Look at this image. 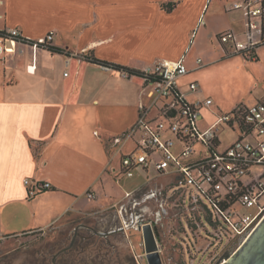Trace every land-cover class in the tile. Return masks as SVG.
I'll use <instances>...</instances> for the list:
<instances>
[{
	"label": "crops",
	"instance_id": "1",
	"mask_svg": "<svg viewBox=\"0 0 264 264\" xmlns=\"http://www.w3.org/2000/svg\"><path fill=\"white\" fill-rule=\"evenodd\" d=\"M239 1L0 0V31L19 28L30 40L52 32L50 46L65 50L24 43L0 61V238L50 227L95 199L103 204L115 194L121 203L135 189L116 192L122 185L115 177L136 147L140 104L152 99L144 78L88 57L142 71L157 60L183 58L188 70H202L236 55L219 35L234 30L244 37L246 17L233 8ZM252 60H260L257 50ZM191 71L179 91L193 103L212 99L197 76L188 78ZM235 105L212 99L201 117ZM26 179L52 187L29 198Z\"/></svg>",
	"mask_w": 264,
	"mask_h": 264
},
{
	"label": "built area",
	"instance_id": "2",
	"mask_svg": "<svg viewBox=\"0 0 264 264\" xmlns=\"http://www.w3.org/2000/svg\"><path fill=\"white\" fill-rule=\"evenodd\" d=\"M233 8L242 9L246 17L244 37L226 30L219 40L231 46V53L255 59L257 47L264 45V0H241ZM53 40L52 32L30 40L19 28L1 31L0 61L15 53L19 44L49 48ZM198 63L202 65V60ZM143 72L145 96L152 100L140 104L133 129L138 133L136 147L122 157L118 175L120 179L132 178L142 175L140 168L149 172L155 167L156 177H148L147 184L128 192L124 200L133 201L126 205L123 200L120 212L131 205L144 203L146 207L160 196L159 208L177 210L178 219L187 223L195 238L227 244L240 237L242 245L264 217V98L251 105H236L202 129L201 108L211 105L212 99L193 103L179 91L180 78L189 73L183 58L157 60ZM190 86L192 90L200 88L198 82ZM221 128L238 134L224 150H220ZM198 144L204 150L197 152ZM25 183L30 185L29 198L52 187L48 181L32 184L26 179ZM151 183L157 185L149 188ZM142 192L144 195L138 197ZM87 196L93 199L96 194L88 192ZM203 214L212 229L206 227ZM157 216L163 217L160 213ZM203 227L204 237L199 233Z\"/></svg>",
	"mask_w": 264,
	"mask_h": 264
},
{
	"label": "rangeland",
	"instance_id": "3",
	"mask_svg": "<svg viewBox=\"0 0 264 264\" xmlns=\"http://www.w3.org/2000/svg\"><path fill=\"white\" fill-rule=\"evenodd\" d=\"M257 51L259 52V61L248 59L242 53L236 54L223 58L215 65L210 64L202 70L197 71L192 67V71L189 70L191 72L188 78L197 76L204 90V95L209 94L212 96L216 104L221 102L226 106L234 102L237 105L242 102L250 103L252 100L264 95V45L257 47ZM191 55V57L196 55L195 49L192 50ZM189 66L193 65L189 63ZM204 98L206 97L204 96ZM211 111L215 115L229 112V110L220 112L218 109L213 110L212 108ZM213 113L211 114L210 111L205 112V117L203 119L200 117L202 129L214 123ZM208 121L212 123H209L206 127ZM218 133L221 138L220 150H224L228 143L238 136L230 128H221ZM196 150L200 152L204 150V147L198 144ZM139 172L142 175H136L133 178L120 179L119 175L117 178L115 177V182L117 180L122 185L121 187L117 186L115 191L123 192V188H140L147 184L144 182L147 181L148 177H156L155 167H152L149 172L140 168ZM163 181L166 180L163 179ZM156 185L151 183L148 186L152 188ZM143 193L138 197L143 196ZM118 199L120 200V197L115 194L108 197L103 204L98 203L95 199L90 201L89 206L79 211L66 213L50 227L0 238V264H71L66 260H73L74 258L77 264H92V260L97 258L96 255H101L102 258L106 259L105 264H143L145 259L136 258L133 252L135 249L134 244L137 245L135 231L129 230V236L127 237L120 230L125 220L127 222L131 221L132 212L130 211L128 215L125 214L127 217H123L125 215L120 212L121 203L118 202ZM160 199V196L159 200L152 198L150 201L149 199L148 205L166 215L167 212L164 210L168 209L159 208L157 204L160 203ZM132 201V199H127L123 203L130 205ZM141 207H144V203L139 206V208ZM245 211L250 212L251 210L245 209ZM172 212L170 216L167 214V217L180 221L177 215L178 211L172 210ZM203 221L207 228L212 229L204 214ZM184 227L185 232H179L176 234V238L178 240L191 239L194 241L193 232L186 222ZM127 229L129 228L127 227ZM199 233L200 236L204 237L206 235L205 228L203 227ZM200 242L204 244L202 239H200ZM240 243V237H235L224 246L222 255L225 257L231 255L236 248L238 250ZM199 258V261L194 260L193 263L207 264L208 256H199Z\"/></svg>",
	"mask_w": 264,
	"mask_h": 264
},
{
	"label": "flooded vegetation",
	"instance_id": "4",
	"mask_svg": "<svg viewBox=\"0 0 264 264\" xmlns=\"http://www.w3.org/2000/svg\"><path fill=\"white\" fill-rule=\"evenodd\" d=\"M128 207L123 215H128L131 211L132 222L125 220L120 230L127 237L129 230L135 231L137 245L134 244L133 252L136 258L145 259L143 264H149L147 255L151 252L159 253L162 264H194V260L199 261V256H208L207 264H225L237 252L236 248L231 255L225 257L222 255V250L227 244L208 241H204L203 244L195 237L194 241L191 239L178 240L176 234L181 231L185 232V227L181 221L169 217L173 213L172 210H164L169 214L167 217V214H162L160 210L154 209L151 205L141 208L133 205ZM158 213L163 217H158ZM126 215L123 217H127Z\"/></svg>",
	"mask_w": 264,
	"mask_h": 264
},
{
	"label": "water",
	"instance_id": "5",
	"mask_svg": "<svg viewBox=\"0 0 264 264\" xmlns=\"http://www.w3.org/2000/svg\"><path fill=\"white\" fill-rule=\"evenodd\" d=\"M149 251H151L150 248ZM147 258L149 264H162V259L157 252L149 253ZM225 264H264V217Z\"/></svg>",
	"mask_w": 264,
	"mask_h": 264
},
{
	"label": "trees",
	"instance_id": "6",
	"mask_svg": "<svg viewBox=\"0 0 264 264\" xmlns=\"http://www.w3.org/2000/svg\"><path fill=\"white\" fill-rule=\"evenodd\" d=\"M173 5L174 4L171 3L169 5V7H172ZM49 49L54 51V52L65 53V50L60 48V47L50 46ZM88 59H90V61H93L95 63H99L101 65H105V66L114 68L116 70L123 71V72L127 73L129 76H138V77H142V78L146 77L145 73L142 70H139V69H134V68H130V67H127V66L120 65V64H115V63H111V62H108V61H103V60H100V59L95 58V57L94 58L88 57ZM95 241H97V240H95ZM96 256H97V258H94V260H92V264H105L106 259L102 258L101 255H99V256L96 255ZM62 260H65V259H62ZM66 261H69L71 264H77L75 262L76 261L75 258L73 260H66Z\"/></svg>",
	"mask_w": 264,
	"mask_h": 264
}]
</instances>
